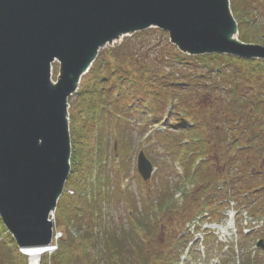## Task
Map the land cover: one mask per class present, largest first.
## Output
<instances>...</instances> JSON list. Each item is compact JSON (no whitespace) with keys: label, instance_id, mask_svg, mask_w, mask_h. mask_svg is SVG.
<instances>
[{"label":"trees","instance_id":"16d2710c","mask_svg":"<svg viewBox=\"0 0 264 264\" xmlns=\"http://www.w3.org/2000/svg\"><path fill=\"white\" fill-rule=\"evenodd\" d=\"M230 8L239 40L264 46V0H230ZM71 98L97 144L88 149L90 138L77 141L69 114L71 167L86 173L73 202L62 210L59 206L58 223L65 231L58 249L40 264H177L188 235L171 242L173 252L164 256L157 253L160 233L165 240L173 233L177 237L197 214L221 209L230 200L255 218L264 215V61L188 56L169 44L166 33L148 29L100 50ZM137 134L158 170L159 162L171 156L180 169L175 181L160 187L154 198H139V212L121 186L129 177L124 159ZM168 140L174 147L160 148ZM108 143L120 159L115 185L105 164ZM161 154L166 160L156 157ZM114 195L126 198L130 208L126 222L115 221L112 228L106 208ZM0 237V264H27L1 223ZM247 245L241 236L239 264H264V253L251 256ZM229 254L236 256L233 247Z\"/></svg>","mask_w":264,"mask_h":264},{"label":"water","instance_id":"95a60500","mask_svg":"<svg viewBox=\"0 0 264 264\" xmlns=\"http://www.w3.org/2000/svg\"><path fill=\"white\" fill-rule=\"evenodd\" d=\"M151 27L182 53L264 60L235 38L229 0H0V220L19 248L51 242L70 172L68 98L100 48ZM137 170L151 177L143 152Z\"/></svg>","mask_w":264,"mask_h":264},{"label":"rangeland","instance_id":"374dc122","mask_svg":"<svg viewBox=\"0 0 264 264\" xmlns=\"http://www.w3.org/2000/svg\"><path fill=\"white\" fill-rule=\"evenodd\" d=\"M231 13H232V10H231ZM232 15H233V13H232ZM261 16H262V14L258 15L259 20L261 19ZM235 24H236L237 29H238V21L236 22V20H235ZM122 40L123 39L121 38L120 40L114 42L113 45H110V46L106 45V47H104L102 50L112 49L113 47H116V45L119 44ZM58 67H59V65L57 62H54L52 64L51 80L53 82L56 81V77L58 74ZM72 99L73 98H71L69 100V103H70V101H72V102L70 103L68 111L71 115V121H73V122L75 121L74 126L77 128V134H76V136L78 137L77 141L84 139L83 141L86 142V138H90L88 141V149L94 148L97 144V141H95V139L92 138L88 134L87 120L85 118V115L80 112L81 108L76 107L75 102H73L74 99L73 100ZM135 116H137V114H135ZM136 122L132 123V125H133V128L135 127L134 128L135 133H138ZM133 134H134V132H133ZM141 139H142V137H140L139 134L134 135L133 142L130 143L131 144L130 148L132 151L128 152L127 160L124 159V162H125L124 163V170L129 175V179H128L127 183H125V184L123 183L124 184L123 186H127V188L125 189V190L128 189L127 193L129 194V197H127V199H129L131 201V203L133 201L135 202L134 209L136 210V212H139L140 206H141V204L139 202V198H142L143 196H149L150 198H154L156 196V194L158 193L160 187L166 189V187L170 185L169 181H175L176 177L179 176V173H180L178 165L176 163L172 164L171 159L173 157L171 156L169 158V160H167V162H165V163L163 161L162 162L158 161L160 166H161V170H158V172H157L158 174L154 175V177L150 180V182L144 183L142 181V179L140 178V176L136 172V158H137V154L139 152V148L142 147V145L139 144V142H141ZM145 145H146V143H144V146ZM104 147L107 150L105 164H106V168L108 169L107 170L108 177H109V179L113 180V183L115 185L119 181L118 177L114 176L116 165H115V162H113L112 158H114L115 153L112 149L111 143L104 145ZM161 147L163 148V150L171 149V147H174V141L168 140V143L163 142L162 145H160V148ZM156 148H157V146L154 148L155 152H157ZM157 155H156V157H158V158L164 157L162 154H161V156H157ZM159 160H161V158ZM165 160H166V158H165ZM116 162H118V161H116ZM152 162L154 164L153 160H152ZM220 163L223 165V162H220ZM70 168H71V172H70L71 180H69V183L66 186L68 191L65 192L64 197L59 202L60 203L59 206L61 207V210L66 208L68 206V204L73 202V199H71V198H72V194L74 196V193L71 191L75 192L76 187H78V185H80V183L83 179L84 173H86V170L83 171L82 168L79 170H73L72 167H70ZM75 176H76V178H75ZM114 177H116V178H114ZM72 181L74 182L73 184L71 183ZM111 188L113 189V191L115 190L114 187H111ZM177 195H178V193H176L175 198H177ZM126 208H130L126 204V198H122L119 195H114L113 198L110 200V202H108L106 211L109 213V217H111L110 218L111 223H109V225L112 228L117 227L115 221L118 222L120 225L124 224V222H126V216H127ZM54 220H55V223L57 225V231L60 232L61 234H63V230L65 231V228L63 226L59 225L58 219H57V214H56V216H54ZM222 222H223V219L220 222H213L212 224H220ZM247 222H248V219L246 220V222L242 223V226H245V224ZM256 228H254V230ZM213 229L214 228H212V230H211L212 232H213ZM221 231H223L222 234H221ZM221 231H220V229H217L216 235L213 233H211L209 235L207 232H205L207 235V238H209L208 239L209 244H206V246H205L204 245L205 242L202 244L201 239L199 238L195 242L196 244L194 245V249L191 248L188 251L187 258L186 259L184 258L186 261H189L188 264H220V263L222 264L223 263L222 260L220 263H218V261H219V259H221V257L224 261L230 262V264H238L237 261H239V260L242 261V256H240V250L236 253L237 255L234 257H232L230 254L225 255L227 253L226 251L229 247V244L235 243L236 241L239 240L240 235L238 234V232H237V235L234 236L230 233L225 232L224 229H222ZM258 231H260V232L258 233L257 237L255 238L256 241L258 239H262V238L264 239V224L261 226V228ZM173 235H174V237H173ZM173 235H172V237H170L169 240H165V236L162 235V233H160V235L158 236V242L160 243L159 245L162 246V248L159 249L157 253H161L163 251L165 253L164 256H166L167 253L173 252V247H172L171 242H173L174 240H176V238H178V237H176L177 233H173ZM202 237H204V234H202ZM214 237L217 238L218 243L214 241ZM255 239L246 238L245 240L247 241V244H252V243L255 244ZM1 241L2 240L0 237V242ZM220 243L224 244L222 248L220 246L221 245ZM207 249L209 250L208 252H207ZM254 249H256L255 246H252L249 249L251 256H253V254H254L256 256L259 255V257H261L262 254L256 253V251ZM261 251L264 252V250H261ZM234 259H235L236 263L233 261ZM154 261L156 262V259Z\"/></svg>","mask_w":264,"mask_h":264},{"label":"bare ground","instance_id":"6f19581e","mask_svg":"<svg viewBox=\"0 0 264 264\" xmlns=\"http://www.w3.org/2000/svg\"><path fill=\"white\" fill-rule=\"evenodd\" d=\"M39 249L40 248H38V247L26 249V254H28L30 262L32 264H35L38 261V258L42 255V254H40Z\"/></svg>","mask_w":264,"mask_h":264}]
</instances>
